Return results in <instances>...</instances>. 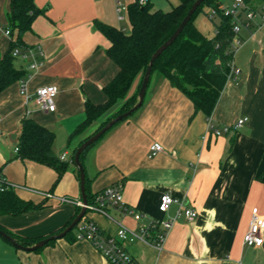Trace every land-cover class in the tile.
Returning a JSON list of instances; mask_svg holds the SVG:
<instances>
[{
    "label": "crops",
    "instance_id": "crops-1",
    "mask_svg": "<svg viewBox=\"0 0 264 264\" xmlns=\"http://www.w3.org/2000/svg\"><path fill=\"white\" fill-rule=\"evenodd\" d=\"M134 1L33 0L42 13L22 34L18 48H30L33 58L42 64L28 75L25 66L32 57L27 61L15 57V68L26 74L0 91L1 174L20 198L40 204L16 215L0 214V227L14 236L41 240L78 212L76 202L82 197L72 152L123 101L118 100L83 131L72 134L85 117L86 102H106L103 88L119 70L107 53L110 41L95 22L129 33L127 10ZM219 1L230 5L233 0ZM149 2L152 10L163 11L178 4V0ZM250 4L259 9L264 0H251ZM119 5L125 9L118 11ZM9 10L10 0H0V57L11 43L10 35L5 34L10 29ZM119 15L124 18L119 19ZM239 38L241 43L232 56L237 72L227 76L209 118L196 111L192 101L167 78L153 72L140 107L112 126L84 154L82 164L90 194L117 182L123 186L127 211L107 207V216L87 210L82 220L93 221L104 235L113 234L119 224L136 230L151 217L173 218L184 206L197 212L193 221L183 216L175 220L161 250L140 241L127 243L126 250L137 264H264V231L261 246L243 243L252 208L264 218V22L258 28L242 29ZM22 79L25 91L20 89ZM138 79L129 95L136 90ZM42 86L56 88L53 111H44L36 103L35 92ZM25 118L54 133V156L61 161L64 153L62 161L68 165L61 175L53 167L18 156L16 147ZM241 118L246 119L233 127ZM208 121L220 129L230 126V130L216 135L208 129ZM153 142L163 149L150 156ZM41 192L53 197H44ZM162 193L178 200L163 214L158 211ZM59 197L69 200L61 202ZM130 210L143 214L139 222ZM0 264L110 262L88 240L73 235L33 251L18 248L0 236Z\"/></svg>",
    "mask_w": 264,
    "mask_h": 264
},
{
    "label": "trees",
    "instance_id": "trees-1",
    "mask_svg": "<svg viewBox=\"0 0 264 264\" xmlns=\"http://www.w3.org/2000/svg\"><path fill=\"white\" fill-rule=\"evenodd\" d=\"M193 1L178 0V4L172 9L163 11L152 10L149 0L144 4H140L139 0H135L127 10L130 24L129 33H124L121 29L99 21L95 22L96 27L110 41L107 53L116 62L119 70L116 76L103 88L107 96L106 102L103 104L86 102L85 117L75 127L72 134L83 131L93 121L112 109L118 100L123 101L112 114L99 124L94 132L99 130L111 118L127 111L136 103L137 92L152 53L172 34ZM244 2L254 8L250 4L251 0H244ZM219 4V0H203L173 43L154 60L151 69V74L157 72L167 78L173 86L181 90L192 101L196 111L203 112L208 118L214 110L230 73L234 53L232 18L224 16L218 10ZM210 8L217 11V17L210 19L215 28L214 35L211 37L202 33L193 22V18L197 13L203 12L207 16ZM40 13H42V10L35 6L33 0H10L9 31L11 43L8 51L0 57V91L26 74L25 70L15 68V57L12 55V51L14 48L22 46V34L30 29L33 19ZM137 77H139L137 88L129 95L130 87ZM53 142L54 133L52 131L32 118H25L18 142V156L53 167L58 175H61L68 165L54 156ZM93 144L82 151L80 155L81 162L85 152ZM76 149L72 152V162H74ZM2 177L0 171V214L16 215L40 206V204H34L20 198L13 187L2 180ZM85 190L87 203H93L98 192L89 193V179L86 174ZM78 207L79 210L75 216L62 228L54 231L53 234L61 232L71 223L81 210V206ZM76 227L75 225L65 236L73 235V238H76L74 235ZM0 229L5 230L2 227ZM8 233L23 246H30L40 239L39 237L19 238L10 232Z\"/></svg>",
    "mask_w": 264,
    "mask_h": 264
},
{
    "label": "built area",
    "instance_id": "built-area-1",
    "mask_svg": "<svg viewBox=\"0 0 264 264\" xmlns=\"http://www.w3.org/2000/svg\"><path fill=\"white\" fill-rule=\"evenodd\" d=\"M146 2L147 0H139L140 4ZM123 9H125V6H118V11ZM218 10H220L224 16H230L232 18L233 51H235L241 43L239 33L242 29L258 28L264 22V6L259 9L251 8L250 5L244 2V0H233L230 5L219 4ZM207 17L209 19L216 18V9H208ZM123 18L122 15H119V19ZM5 34L10 35V31L5 30ZM39 54L42 55V51L39 50ZM12 55L14 57H20L25 61L32 57L31 61L25 66L28 75L42 64L41 60L33 58L34 55L30 48L20 50V48L16 47L13 49ZM236 72L237 70L232 67L231 62L228 77L235 76ZM25 85V79H22L20 82L21 91H25ZM55 93L56 88L54 86H42L38 88L35 92L36 103L44 111H53L55 109L53 98ZM245 119L246 118L238 119L233 127L240 126ZM208 129L218 135L221 131L228 132L230 126H223L220 129L208 121ZM162 149L160 143L153 142L149 146V155L155 156L158 152H161ZM16 151H18V147H16ZM60 159L65 160L64 153L60 156ZM2 180H4L7 185L11 186L4 177H2ZM122 187V183L117 182L102 189L95 195L93 203H87L85 205L86 211L95 210L107 216V207H119L122 210L127 211V208L123 205ZM41 194L44 197H53V194L49 192H41ZM58 200L64 202L69 199L59 197ZM176 202H178V200L169 193H162L159 198L158 211L163 214L168 211L173 203ZM76 203L79 206H83L82 202ZM130 212L136 222H139L143 217V214L140 212L132 210H130ZM179 216H183L187 221H193L197 217V212L191 207L184 206L183 209L178 211L173 218L164 219L160 217H151L147 224L138 226L136 230H132L119 224L117 230L113 234L107 235H104L101 229L93 221H82L84 219V217H82V219L76 224V237L78 239L88 240L102 254V256L110 262V264H137L135 259L128 254L125 245L129 242L140 241L153 246L157 250H161L168 231ZM263 231L264 218L259 214L258 209L254 207L251 210L248 227L243 235V243L247 246H261L263 243Z\"/></svg>",
    "mask_w": 264,
    "mask_h": 264
},
{
    "label": "water",
    "instance_id": "water-1",
    "mask_svg": "<svg viewBox=\"0 0 264 264\" xmlns=\"http://www.w3.org/2000/svg\"><path fill=\"white\" fill-rule=\"evenodd\" d=\"M203 0H194L192 4L190 5L189 9L187 10L186 14L183 16L182 20L178 24V26L175 28V30L172 32V34L165 40L151 55L149 62L147 64V67L145 69V72L142 77V81L140 83L139 90L137 92V101L136 103L127 111L116 115L115 117L111 118L109 121H107L99 130L91 134L87 139H85L76 149L74 154V164L77 167L78 173H79V183H80V192L82 197V205L81 210L76 215V217L71 221L69 225H67L61 232L52 234L46 238H43L34 244L30 246H23L21 245L11 234L6 232L5 230L0 229V236L6 240H8L12 245L28 250L33 251L36 250L48 242L52 240H56L58 238L64 237L68 231H70L84 216L86 213L85 205L87 204V196H86V190H85V170L82 162L80 161V155L82 151L88 147L89 145L96 142L104 133H106L114 124L121 121L122 119L128 117L131 115L143 102L144 95L146 92V88L150 79L151 75V69L154 60L168 47L170 46L173 41L176 39V37L180 34V32L183 30L187 22L190 20L191 16L193 15L196 8L200 5V3Z\"/></svg>",
    "mask_w": 264,
    "mask_h": 264
},
{
    "label": "rangeland",
    "instance_id": "rangeland-1",
    "mask_svg": "<svg viewBox=\"0 0 264 264\" xmlns=\"http://www.w3.org/2000/svg\"><path fill=\"white\" fill-rule=\"evenodd\" d=\"M193 22L198 25L199 29L206 35V36H213L214 35V23L205 15V13H197L193 18Z\"/></svg>",
    "mask_w": 264,
    "mask_h": 264
}]
</instances>
